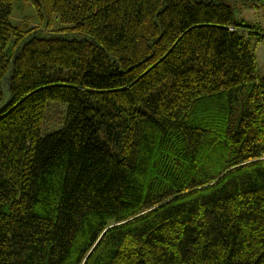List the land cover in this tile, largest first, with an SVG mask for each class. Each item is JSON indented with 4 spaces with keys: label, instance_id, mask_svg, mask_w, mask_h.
<instances>
[{
    "label": "trees",
    "instance_id": "obj_1",
    "mask_svg": "<svg viewBox=\"0 0 264 264\" xmlns=\"http://www.w3.org/2000/svg\"><path fill=\"white\" fill-rule=\"evenodd\" d=\"M21 1L48 21L0 0V264H264L253 0Z\"/></svg>",
    "mask_w": 264,
    "mask_h": 264
},
{
    "label": "rangeland",
    "instance_id": "obj_2",
    "mask_svg": "<svg viewBox=\"0 0 264 264\" xmlns=\"http://www.w3.org/2000/svg\"><path fill=\"white\" fill-rule=\"evenodd\" d=\"M226 3L231 8L235 21H244L246 24L257 25L264 28V0H253L249 3L227 1ZM10 20L13 23H25L27 26H36L41 23L46 24L48 18L44 16L40 19L33 8L24 4L21 0H14ZM60 26L61 24L58 22L57 17L53 16L51 24L52 30ZM255 56L257 74L259 77H262L264 76V40L256 45Z\"/></svg>",
    "mask_w": 264,
    "mask_h": 264
}]
</instances>
